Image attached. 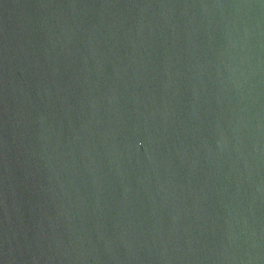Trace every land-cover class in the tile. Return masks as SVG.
I'll use <instances>...</instances> for the list:
<instances>
[{
    "label": "water",
    "instance_id": "1",
    "mask_svg": "<svg viewBox=\"0 0 264 264\" xmlns=\"http://www.w3.org/2000/svg\"><path fill=\"white\" fill-rule=\"evenodd\" d=\"M0 264H264V0H0Z\"/></svg>",
    "mask_w": 264,
    "mask_h": 264
}]
</instances>
